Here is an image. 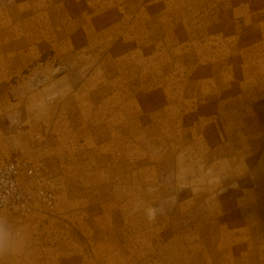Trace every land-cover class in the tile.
<instances>
[{"label":"rangeland","instance_id":"obj_1","mask_svg":"<svg viewBox=\"0 0 264 264\" xmlns=\"http://www.w3.org/2000/svg\"><path fill=\"white\" fill-rule=\"evenodd\" d=\"M3 264H264V0H0Z\"/></svg>","mask_w":264,"mask_h":264},{"label":"clouds","instance_id":"obj_2","mask_svg":"<svg viewBox=\"0 0 264 264\" xmlns=\"http://www.w3.org/2000/svg\"><path fill=\"white\" fill-rule=\"evenodd\" d=\"M29 244L27 232L8 213L7 202H3L0 207V264L22 256Z\"/></svg>","mask_w":264,"mask_h":264}]
</instances>
